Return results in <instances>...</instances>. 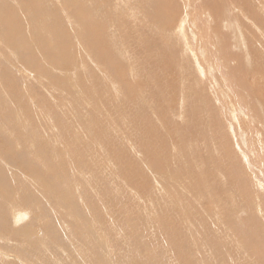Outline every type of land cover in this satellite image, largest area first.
<instances>
[{
	"label": "rangeland",
	"instance_id": "1",
	"mask_svg": "<svg viewBox=\"0 0 264 264\" xmlns=\"http://www.w3.org/2000/svg\"><path fill=\"white\" fill-rule=\"evenodd\" d=\"M0 264H264V0H0Z\"/></svg>",
	"mask_w": 264,
	"mask_h": 264
},
{
	"label": "bare ground",
	"instance_id": "2",
	"mask_svg": "<svg viewBox=\"0 0 264 264\" xmlns=\"http://www.w3.org/2000/svg\"><path fill=\"white\" fill-rule=\"evenodd\" d=\"M191 32L194 33V36H196V35L198 36V35H199V34H198V31H196V30H192ZM199 37H200V35H199ZM199 37H198V38H199ZM196 54H197V53H196ZM208 68H209V67H208ZM202 72H203V71H202ZM211 74H212V73H211Z\"/></svg>",
	"mask_w": 264,
	"mask_h": 264
}]
</instances>
